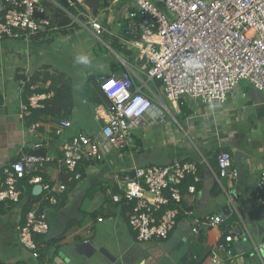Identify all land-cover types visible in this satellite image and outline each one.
Segmentation results:
<instances>
[{"label": "crops", "instance_id": "0c3cea01", "mask_svg": "<svg viewBox=\"0 0 264 264\" xmlns=\"http://www.w3.org/2000/svg\"><path fill=\"white\" fill-rule=\"evenodd\" d=\"M100 2L102 5L95 16L89 10V15L103 26L104 31L99 35L88 26L86 19V26H78L69 19V22L59 25L61 29L50 30L41 36L0 41V182L4 166L16 161L22 154L40 152L49 160L36 174L53 190L63 187L59 203L65 196L62 205L51 206L40 202L42 193L39 192L35 197L40 198L28 203L26 188L31 187L34 196L33 190L39 185L27 183L23 190L18 188V203L0 204V263L213 264V259L217 258L221 264H263L260 257L261 254L264 256V252L258 253L255 246L259 248L264 244V207L254 199L253 194L264 172V151L262 144L251 138V133L259 124L257 114L261 111L256 108L260 104L250 106L252 112L249 116H240L246 107L242 105L239 108L236 101L227 100L220 107H212L197 100L183 99L177 108L168 105L158 86L147 81L139 72L143 61L138 58V49H129L125 29L129 4L124 1L114 3L112 0ZM95 42H100L112 53L103 52L100 48L95 52ZM87 43L92 44L88 46ZM82 52L91 59L87 66L74 63V57ZM74 67L92 77L91 80L96 83L87 91L92 101V114L95 106L107 105L99 90L98 77L119 75L129 67L135 84L154 99L161 118H146L143 125L132 130V138L126 146L112 148L100 160L85 162L82 179L68 182L65 177L64 184L61 182L63 170L58 163L62 155V141L84 134L102 142L101 130L90 136L86 128L76 126L80 115L86 113L84 107L88 100L82 98L79 101V97L74 95V86L67 74V70ZM44 73L62 75L69 82L71 107L61 110L59 116L32 113L20 120V104L27 101L24 90L32 78H37L34 87L42 90L38 93L44 92L45 87L51 90L50 81H41ZM234 91L229 96L235 97ZM244 94L243 91L239 93L241 99ZM62 118H68L71 125L63 136L57 137L54 128ZM243 122H248L249 127L243 126ZM36 123L39 127L32 130L31 126ZM140 129L142 135L139 138L135 130ZM218 148L231 154L232 166L238 172L237 179L230 182L222 180L224 190L218 187L214 176L216 168L211 167ZM202 158L207 160L210 168L199 166L200 180L194 184L195 194L187 192V187L192 184L190 180L183 183L180 214L168 239L137 241L126 221L122 179L114 177V173L148 165L200 162ZM27 203L30 204L28 210L37 208L45 213L49 224L48 233L35 238L39 254L37 259L18 240L17 228L24 220L23 210ZM226 205L230 212L218 229L205 228L197 236L192 234L191 228L196 220H206ZM99 218L101 222H98ZM233 224L246 229V238L231 244L233 254L229 256L218 252L216 245L220 231ZM179 242L186 247L182 256L175 249Z\"/></svg>", "mask_w": 264, "mask_h": 264}, {"label": "built area", "instance_id": "2783aa9c", "mask_svg": "<svg viewBox=\"0 0 264 264\" xmlns=\"http://www.w3.org/2000/svg\"><path fill=\"white\" fill-rule=\"evenodd\" d=\"M120 1L129 4L125 27L129 37L127 43L129 49L139 51L138 58L143 61L139 72L158 86L164 100L173 108H177L183 99L220 107L227 103L228 96L242 80L264 96V0H154L155 3L152 0H112L114 3ZM45 3L60 9L78 26H86V19L97 35L104 31L96 18L89 15L90 9L78 0H68L69 6L75 7L79 3L82 7L77 10V16L69 14L59 1L3 0L0 41L41 36L50 30L61 29L58 22L53 23L47 16ZM186 61H192L196 66L187 69ZM97 82L107 101L106 106L94 107V119L102 124V142L84 134L62 141L58 163L68 182L82 179L85 162L100 160L112 148L126 146L132 138V130L143 125L146 118H161L152 96L143 93L135 84L131 68H125L119 75L99 76ZM53 98L54 91L48 87L42 93L31 94L20 104L18 118L24 120L33 111L42 110L45 102ZM159 104L166 108L162 102ZM70 125L68 118L60 119L54 128L55 136H63ZM31 127L34 130L39 125L36 123ZM48 160L46 155L27 153L4 166L1 169L0 204L18 203L19 182L29 177L30 185L41 187L40 202L56 206L63 187L53 190L36 174ZM215 160L214 176L224 190L222 180L233 181L238 178V172L232 166L228 151L219 149ZM200 165L210 168L207 160L202 158L200 162L148 165L114 173V177L122 179L126 221L137 241L168 239L180 214L183 183L190 178L192 184L187 187V192L196 193L194 184L200 180ZM263 188L264 172L253 194L262 207L264 199L260 193ZM225 217L213 214L206 220H196L191 232L197 236L205 228L218 229ZM101 221L99 218L98 222ZM48 231L46 214L33 208L27 211L17 228L18 240L37 259L35 238ZM245 238L244 227L229 225L220 231L216 250L232 256L231 244ZM263 249L264 244L259 248L255 246L258 253ZM260 258L264 264L262 254ZM219 261L214 258L213 264H219Z\"/></svg>", "mask_w": 264, "mask_h": 264}, {"label": "rangeland", "instance_id": "374dc122", "mask_svg": "<svg viewBox=\"0 0 264 264\" xmlns=\"http://www.w3.org/2000/svg\"><path fill=\"white\" fill-rule=\"evenodd\" d=\"M152 1L155 3L154 0H152ZM95 43H96V47L94 48L95 52L98 50V48H100L103 52L112 53L108 49H106L100 42H95ZM91 44L92 43H90V44L87 43L86 45L89 46ZM135 51H137V50H135ZM81 54H84V53L82 52ZM67 71H68L67 74L71 78V82L74 86V95L76 97H79V101H81L82 98H84L86 101L88 100L87 105L84 107L86 113L85 114L83 113L82 115H80V117L78 118V122L76 123V126L77 127L80 126L81 128H86V130H85L86 133L88 135L92 136L94 133H98L101 130L99 124L94 119V114H92V108H93L92 107V101L89 100V98L87 96V91L90 90L89 88L94 87L96 85V83H95V81L91 80L92 77L86 76L80 69H78L76 67L69 69ZM242 91L245 94L241 99L239 93ZM234 92L236 93L235 97L234 96H228V102L229 101H236V103L239 105V108H241L242 105L246 107L245 111L240 113V116H244V115L249 116L252 112L250 106L258 104V103L260 104V107L256 108L257 110L261 111L257 114V121L259 124L257 125V129L253 130V132L251 133V138L253 140H256L259 143H261L262 148H263L262 151H264V96L260 93H256L251 88V86L246 81H243V80L240 81L239 87L236 88ZM167 103L169 105V102H167ZM245 104H247V105H245ZM238 122H240V121L238 120ZM248 124H249L248 122L242 123V125L246 126V127L247 126L249 127ZM141 133H142L141 129L135 130V135L139 138L142 135ZM218 187L221 188V186L219 184H218ZM255 190H256V186H255L254 192H255ZM249 228L253 232L252 227L249 226Z\"/></svg>", "mask_w": 264, "mask_h": 264}, {"label": "trees", "instance_id": "16d2710c", "mask_svg": "<svg viewBox=\"0 0 264 264\" xmlns=\"http://www.w3.org/2000/svg\"><path fill=\"white\" fill-rule=\"evenodd\" d=\"M54 1H59V0H54ZM78 1L80 3H83L84 5H86L90 9L91 13L94 16L97 14L98 9L102 5L100 0H78ZM45 7L47 10V16H50L52 21L58 22L59 25L69 22L70 18L64 12H62L60 9L55 8L53 6H50L46 3H45ZM79 9H82V7L79 5V3H77L75 7L69 6L67 8V12L73 16H77V12H78L77 10H79ZM41 77H42L41 78L42 83H46L47 81L51 82L50 89L54 91V98L49 100V101H46L45 107L42 110H38V111L36 110V111H33L32 113L34 115H47L48 114L51 116H59L60 115L59 112L61 110L65 111L66 109H69L71 107V103H72V96H71V89H70L71 86H70L69 82L64 79V77L62 75H54V74L50 75L48 73H44L41 75ZM35 79L37 80V78H35V77L32 78L30 83L28 82L29 84L27 83V85L25 87L24 92L26 94L27 99H28V97H30V95L32 93H34V92L38 93V92L42 91L41 89L34 87ZM30 86L32 87V89L30 88ZM105 101H106V99H105ZM218 150H216V153ZM34 154L44 155L43 153H40V152L39 153L35 152ZM211 167L216 168V160H214V162L211 163ZM61 174H62V181L61 182H63L65 184L66 183V180H65L66 176H65L64 172H62ZM198 174H199V172H198ZM28 180H29V177H25L24 179L20 180L18 188H20L22 190H23V187L26 188ZM189 180H190V182H192L190 178H189ZM26 192L28 193L27 194L28 195V197H27L28 203L31 200H38L40 198V196H36V197H35V195L32 196V188L31 187L26 188ZM260 194L262 197L264 196V188ZM64 197L61 199V202L59 203L60 205H62L64 203V201H65ZM28 203L24 207V210H23L24 215L27 213V210L29 209L28 207H30V204H28ZM0 264H3V263H0ZM15 264H27V263L20 262V263H15Z\"/></svg>", "mask_w": 264, "mask_h": 264}, {"label": "water", "instance_id": "95a60500", "mask_svg": "<svg viewBox=\"0 0 264 264\" xmlns=\"http://www.w3.org/2000/svg\"><path fill=\"white\" fill-rule=\"evenodd\" d=\"M59 3L62 5V7L64 9H67L68 6H69L68 5V0H59ZM100 126H102L101 123H100ZM40 190H41L40 186L38 188H35L33 190L34 195H39ZM229 212H230L229 207L226 205V206H223L222 208H220V210L218 212H216V214H219L220 217H224V216H227L229 214ZM247 245H248L249 248L251 247L249 244H247ZM175 249L178 251L179 256H182L184 254V252L186 251V247H184L182 242H179L176 245ZM260 252L263 253L264 251L260 250ZM232 254H233V252H232Z\"/></svg>", "mask_w": 264, "mask_h": 264}, {"label": "clouds", "instance_id": "9594fccd", "mask_svg": "<svg viewBox=\"0 0 264 264\" xmlns=\"http://www.w3.org/2000/svg\"><path fill=\"white\" fill-rule=\"evenodd\" d=\"M74 63L87 66L91 63V59L87 55L79 54L74 57ZM184 66L187 69H191L195 67L196 65H194L192 61H186Z\"/></svg>", "mask_w": 264, "mask_h": 264}]
</instances>
